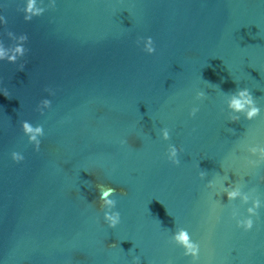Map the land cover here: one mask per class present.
<instances>
[{
  "label": "water",
  "instance_id": "1",
  "mask_svg": "<svg viewBox=\"0 0 264 264\" xmlns=\"http://www.w3.org/2000/svg\"><path fill=\"white\" fill-rule=\"evenodd\" d=\"M25 4L0 0V42L28 35L23 57L0 60V264H264V162L247 163L264 146V0H37L31 21ZM245 87L260 114L231 122L228 95ZM23 120L43 126L39 151ZM99 184L116 189L115 228ZM229 185L249 202L228 201ZM180 227L196 261L171 240Z\"/></svg>",
  "mask_w": 264,
  "mask_h": 264
},
{
  "label": "clouds",
  "instance_id": "2",
  "mask_svg": "<svg viewBox=\"0 0 264 264\" xmlns=\"http://www.w3.org/2000/svg\"><path fill=\"white\" fill-rule=\"evenodd\" d=\"M51 7H55V0H51ZM24 13L23 19L25 21H31L34 16H40L45 11L44 7L37 5V0H26L25 6L20 9ZM0 23H7L6 18L3 15H0ZM7 36L15 40L16 43L11 47H5L2 42H0V60H7L10 63H15L19 57H23L28 51L24 44L28 40V35L22 33L20 35H15L12 31L7 32ZM144 41L143 50L149 54H152L156 51L154 46V41L151 36L142 38ZM137 44L140 43L138 39ZM24 65H21V70H23ZM50 95H54V91L51 88H46ZM3 94L6 97H9L7 88L3 90ZM229 96L228 108L230 109L229 121L237 122L240 120L239 113H243L245 119L252 120L260 114V107L257 105L256 100L252 92L248 88H237L234 92H231ZM205 97L203 91L196 92V99H201ZM51 106V100L48 98H43L39 101L37 105V111L43 113L44 109ZM199 111L198 107H193L190 110L189 115L195 116ZM23 133L28 137L29 143L34 145L36 151L40 150L41 139L44 135V129L42 125L33 126L28 120H23L20 122ZM234 131V130H233ZM161 136L164 140L170 139L169 129L167 127L160 129ZM183 151L182 148H179L173 144H169L166 152L167 159L171 161L172 164L179 165L180 160L178 158V152ZM248 151L254 155L258 154L257 160H247V163L252 165H258L261 162H264V146L256 145L250 146ZM11 158L15 162H20L24 160L22 153L13 151L11 153ZM206 175L205 171H200L199 176L203 179ZM212 181H208V186L210 187ZM99 189V201L100 208L103 210V219L107 223L109 228H115L121 221V214L119 211L114 210L116 208L117 201L114 197L116 189L111 186H106L103 184L97 185ZM224 194H226L228 201H234L237 197H241V202L247 204L249 202V197L243 195L239 187L231 188L227 186L225 188ZM262 206V202L259 198H255L251 201V206H249L246 211L249 214L243 219H236L237 227L243 228L245 231L251 230L254 224L252 219L253 216L259 215L258 209ZM239 215L237 209H233L232 217L237 218ZM171 240L181 246L184 249L185 256H191L193 261H196L199 258L200 245L198 242H195L191 239L190 234L187 229L180 227L177 228L171 236ZM140 258L133 257V264H139Z\"/></svg>",
  "mask_w": 264,
  "mask_h": 264
}]
</instances>
